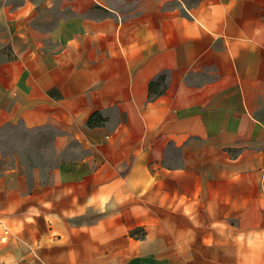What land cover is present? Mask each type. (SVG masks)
<instances>
[{"label":"crops","instance_id":"1","mask_svg":"<svg viewBox=\"0 0 264 264\" xmlns=\"http://www.w3.org/2000/svg\"><path fill=\"white\" fill-rule=\"evenodd\" d=\"M18 128L0 264H264V0H0Z\"/></svg>","mask_w":264,"mask_h":264},{"label":"rangeland","instance_id":"2","mask_svg":"<svg viewBox=\"0 0 264 264\" xmlns=\"http://www.w3.org/2000/svg\"><path fill=\"white\" fill-rule=\"evenodd\" d=\"M1 135L0 141V148L2 149L3 153H9L11 151H17L19 156L26 160L32 159L35 162H41L43 160V152H42V145L43 142L41 139V131L39 130L37 133H32L30 136L33 139L29 143L26 142L27 133L25 130L18 128V129H7L3 131ZM47 145V143H45ZM47 160V159H45Z\"/></svg>","mask_w":264,"mask_h":264},{"label":"trees","instance_id":"3","mask_svg":"<svg viewBox=\"0 0 264 264\" xmlns=\"http://www.w3.org/2000/svg\"><path fill=\"white\" fill-rule=\"evenodd\" d=\"M92 118H93V116H90V117H89V119L87 120V125L91 126V125L93 124V122H92ZM131 234H134V232L131 231Z\"/></svg>","mask_w":264,"mask_h":264}]
</instances>
